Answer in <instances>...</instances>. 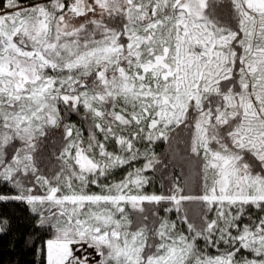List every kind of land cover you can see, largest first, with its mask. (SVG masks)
<instances>
[{
	"label": "snow or ice",
	"instance_id": "snow-or-ice-1",
	"mask_svg": "<svg viewBox=\"0 0 264 264\" xmlns=\"http://www.w3.org/2000/svg\"><path fill=\"white\" fill-rule=\"evenodd\" d=\"M4 237L0 264H264V0H0Z\"/></svg>",
	"mask_w": 264,
	"mask_h": 264
},
{
	"label": "trees",
	"instance_id": "trees-1",
	"mask_svg": "<svg viewBox=\"0 0 264 264\" xmlns=\"http://www.w3.org/2000/svg\"><path fill=\"white\" fill-rule=\"evenodd\" d=\"M19 256V250L12 248L9 239L4 237L0 238V260L7 261L10 257L15 259ZM26 259L29 257H25Z\"/></svg>",
	"mask_w": 264,
	"mask_h": 264
}]
</instances>
